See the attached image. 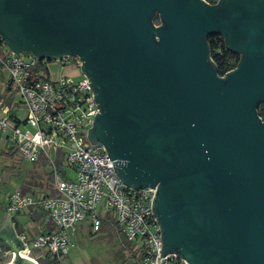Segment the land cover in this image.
I'll list each match as a JSON object with an SVG mask.
<instances>
[{"label": "water", "instance_id": "1", "mask_svg": "<svg viewBox=\"0 0 264 264\" xmlns=\"http://www.w3.org/2000/svg\"><path fill=\"white\" fill-rule=\"evenodd\" d=\"M215 32L242 55L224 76ZM0 35L16 53L79 57L100 107L90 141L126 185L157 186V264H264V0H0ZM14 230L6 212L2 258L37 264Z\"/></svg>", "mask_w": 264, "mask_h": 264}, {"label": "built area", "instance_id": "2", "mask_svg": "<svg viewBox=\"0 0 264 264\" xmlns=\"http://www.w3.org/2000/svg\"><path fill=\"white\" fill-rule=\"evenodd\" d=\"M72 57L64 55L55 60L63 67L73 63ZM39 61L32 54L13 52L0 37V71L7 69L9 73L2 90L6 97L19 95L15 101L0 99V135L15 147L21 159L32 163L44 160L51 168L55 189L53 195L32 194L17 187L8 193V212L33 209L53 225L36 235L20 231L18 236L26 244L20 253L37 264L47 254L63 264L71 236L78 233L79 226L89 224L96 233L107 220L134 244L139 254L137 264H157L162 233L151 206L157 186L126 185L104 146L90 141L88 129L94 126L100 107L88 78L51 79L34 69ZM74 61L81 68L79 57L74 56ZM159 264L190 262L170 253Z\"/></svg>", "mask_w": 264, "mask_h": 264}, {"label": "rangeland", "instance_id": "3", "mask_svg": "<svg viewBox=\"0 0 264 264\" xmlns=\"http://www.w3.org/2000/svg\"><path fill=\"white\" fill-rule=\"evenodd\" d=\"M205 1L207 2L208 0ZM71 61L73 63H65L66 65L63 67H61V64L55 59L46 61L45 64L50 70V78L56 79L59 75H65L70 76L75 81L82 79L84 75L80 66L75 64L74 56ZM8 76L9 73L7 69H3L2 73L0 71L1 88L4 85L3 80L7 79ZM0 91H2V89ZM12 98V100L15 101L19 98V95L16 93ZM25 113L26 111L22 108L21 114L25 115ZM11 147L12 144L7 141L5 136H1L0 150L4 152L0 154V216L6 215L5 213L8 211L7 195L13 188L19 186L22 188L25 181L32 178V174L35 171H40L46 178L47 172L51 170L47 164H40L41 162L32 163L21 159L17 152H10ZM68 170L70 169L68 168ZM33 188L34 190H38V186L36 185H34ZM20 219L23 225L32 224L30 215H21ZM33 226H36V224ZM33 231L34 230H32V232ZM27 232L30 235L32 234L29 229ZM120 242V237L115 238L116 245H119ZM110 246L111 245H109L104 238H100L98 235L88 234L87 227H85L71 236V242L68 245V253L66 254L64 264H113L115 261L110 253H113L116 246Z\"/></svg>", "mask_w": 264, "mask_h": 264}, {"label": "trees", "instance_id": "4", "mask_svg": "<svg viewBox=\"0 0 264 264\" xmlns=\"http://www.w3.org/2000/svg\"><path fill=\"white\" fill-rule=\"evenodd\" d=\"M210 4H216L218 3V0H208L207 1ZM153 22L155 24H161V17L158 14H155L153 17ZM2 38V36L0 35ZM3 39V38H2ZM207 41L210 48V62L214 67H216L217 72L219 75H225L227 72L235 69L239 62L241 61L242 55L240 53L233 52L231 49H229L226 45V42L224 40V37L220 33H209L207 35ZM34 69L41 73L44 76L49 75V68L45 64L44 59H40L39 63L34 67ZM6 100H9L5 97ZM258 115L262 117L264 120V104H260L258 106ZM1 138V135H0ZM4 152L3 150H0V154ZM11 153L17 152L15 147H11L10 149ZM59 164L61 165L62 161L59 159ZM45 164H47L44 161ZM64 173V170L61 169ZM34 180V181H33ZM34 185L38 186V190H34ZM23 192H30V193H45L47 195H53L55 193L53 181H52V171L49 170L47 172L46 178L41 182L37 181L36 179L28 180L26 185H23L21 188ZM17 224V223H16ZM87 227L88 234L90 235H98L100 238H104L105 241L107 240L108 244L112 246H116V249L113 250V253L111 254V257L115 261L113 264H137L139 260V254L134 249V244H132L121 232L118 231L115 223L109 222L107 220H104L101 229L98 232H93L91 230L90 225L88 224H82L79 226V230H82L83 228ZM22 230V229H21ZM120 237L121 242L119 245L115 244V238ZM40 264H61L56 259H51L49 254L46 256H42L38 259ZM64 264V263H63ZM112 264V263H111Z\"/></svg>", "mask_w": 264, "mask_h": 264}, {"label": "crops", "instance_id": "5", "mask_svg": "<svg viewBox=\"0 0 264 264\" xmlns=\"http://www.w3.org/2000/svg\"><path fill=\"white\" fill-rule=\"evenodd\" d=\"M1 73H2V71H1ZM49 75H50V70H49ZM62 76H65V75H62ZM59 77H60V75H59ZM5 80H3L4 85H5ZM2 88L0 87V90ZM5 94H6V92L3 93V90L0 91V99L1 98H5L6 97ZM6 98L9 99V100H6V101H11V99H12L10 97H6ZM39 162H41L40 164H45L44 160H41ZM32 178L36 179L39 182H41V180L43 181L45 179V176H43L40 173V171H37V172L35 171L32 174ZM32 178H30L28 180H31ZM28 180L25 181L24 185H26ZM34 184L35 183H33V185ZM17 188H21V187L19 186ZM28 193H30V192H28ZM32 194H36V193H32ZM7 213L10 214V216H11V224H12L13 230L15 229L14 232L17 233L16 236H18V233L20 231L27 232L28 229L31 231V233H32L31 235H36V233L38 234L39 232L46 231V230H51L53 228V225L51 224V222L49 220H47L43 215H41V213H38L36 210H33V209H28V210H24V211H21V212H18V213H13V214L7 211ZM21 215H30L31 218H32V222H31L32 224L31 225L30 224H28V225L26 224L27 227H26V225H23L22 222H21V219H20ZM5 216L6 215H3V216L1 215L0 216V228L3 226L4 220H5ZM34 224H36V226H33ZM24 226H25L26 229L24 228ZM32 230H34V231L32 232ZM10 254H11V251H8V253L4 257V262H0V264H11V263H13L12 261H13L14 254H12V255H10ZM1 260L3 261V258H2L1 254H0V261Z\"/></svg>", "mask_w": 264, "mask_h": 264}, {"label": "flooded vegetation", "instance_id": "6", "mask_svg": "<svg viewBox=\"0 0 264 264\" xmlns=\"http://www.w3.org/2000/svg\"><path fill=\"white\" fill-rule=\"evenodd\" d=\"M7 259V258H6ZM0 262H4V259H3V261L1 260Z\"/></svg>", "mask_w": 264, "mask_h": 264}]
</instances>
